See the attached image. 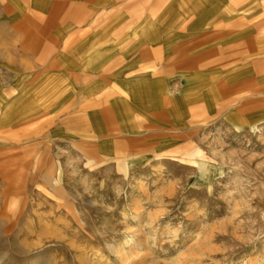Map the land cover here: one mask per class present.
<instances>
[{
    "label": "rangeland",
    "instance_id": "374dc122",
    "mask_svg": "<svg viewBox=\"0 0 264 264\" xmlns=\"http://www.w3.org/2000/svg\"><path fill=\"white\" fill-rule=\"evenodd\" d=\"M248 20L251 61L230 79L249 77L259 90L264 0H0V264H264V129L244 122L264 119V102L232 119L239 133L222 112L180 125L203 102H187L181 76L225 77L218 63L234 41L223 33ZM85 55L100 65L73 66ZM142 79L176 88L175 106L130 122L128 139L110 136L119 125L101 118L113 109L104 97ZM173 123L185 139L165 129ZM143 151L145 162L121 169ZM55 191L68 193L83 224ZM137 229L122 263L111 245ZM197 230L203 252L184 256Z\"/></svg>",
    "mask_w": 264,
    "mask_h": 264
},
{
    "label": "crops",
    "instance_id": "0c3cea01",
    "mask_svg": "<svg viewBox=\"0 0 264 264\" xmlns=\"http://www.w3.org/2000/svg\"><path fill=\"white\" fill-rule=\"evenodd\" d=\"M244 11H247L248 9L243 8ZM242 14L239 13V16ZM245 18L249 17L250 15L244 14ZM242 17V16H241ZM249 19V18H248ZM250 22L248 20L247 22H237V31H230L227 33H223V35L227 36L229 39H233L232 47H230L228 60H218L220 63H218L220 66L218 69H225L228 71L225 73V77H223V74L220 72L215 73V77L210 81H204V79L200 78H194L192 79L189 77V72L186 74H183L181 76V82H182V93L185 92L187 96V102H191V100H194V98H197L200 103L203 101L200 105L202 107V111H198L199 105H196L197 102H195V106L193 110L188 111L185 113V116L182 120V124H188L192 119L201 113L208 112H215V115H217L216 118H212L209 121L217 120L218 115H221L222 112L224 115V119L226 121L234 122L232 119L239 118L241 120H245V117L249 114L250 110L255 107L256 105L261 106L264 102V84L259 87L260 89H256V85H260L259 82H256L255 80L250 79L249 77H241L236 76L233 79H230L231 75L233 73L239 72V70H242V65H247L251 61L252 51L247 50L249 49L248 46L250 44L252 29L251 27H247L246 23ZM264 40V37H263ZM258 50L259 55L264 54V45L260 47ZM73 51L76 50L73 48L72 50V56L74 59H79L76 55L73 54ZM232 54V55H231ZM85 62L81 65L78 63L73 64V66H79L80 68L88 67L93 64V66H99L98 60L99 57H93L94 55H85ZM256 66H264V59H259L255 61ZM247 67V66H245ZM227 74V75H226ZM220 76V78H219ZM225 78V79H223ZM204 84V90L201 91L199 86L196 87V85ZM141 88H121V94L122 96L119 97V99L115 100H108L104 97L105 104H109L113 107V109H108L105 113L101 115V118L106 117L107 122L109 125H114L115 122L119 125V127H113L111 130L113 131L110 136L112 137H119L121 138L124 135H127L125 139L129 138L131 127L129 125L133 123L134 121L139 120L140 122L146 121H156L158 117L163 116L165 113L168 112L166 110L169 105L172 103L173 106H175V91H172L171 85L169 83L165 84H157V82H146L145 79H142ZM171 101V103H170ZM198 101V102H199ZM170 110V109H169ZM84 119L87 116L86 114L81 115ZM89 118H92V114H88ZM259 115L258 117H260ZM256 117V119H248L247 121L250 123V125L257 122L259 119ZM231 120H228L230 119ZM131 122V123H130ZM237 123V122H235ZM239 124V123H238ZM173 127L165 128L167 130L172 131L178 140L185 139L188 135V130L177 127L176 123L171 124ZM175 125V126H174ZM232 126V124H230ZM184 126V125H183ZM235 130L236 128L232 126ZM244 127V126H243ZM192 130V129H190ZM237 131V130H236ZM244 131V129H243ZM121 132V134H120ZM187 132V133H186ZM238 132V131H237ZM239 133V132H238ZM121 142H119L120 144ZM191 140H186V142H183L182 145L178 146L174 152L176 154L179 151H183L185 147H189L191 145ZM79 147V145H77ZM197 147V146H196ZM190 148V147H189ZM140 153V152H138ZM134 156L132 159H126L122 162L120 165L121 169H124V165H127V169L129 168V165L133 162L136 163H142L146 161V153L143 151L139 155ZM112 154V153H111ZM159 155H156L158 157ZM179 157V156H178ZM123 165V166H122ZM54 188H58L57 185L54 186Z\"/></svg>",
    "mask_w": 264,
    "mask_h": 264
},
{
    "label": "bare ground",
    "instance_id": "6f19581e",
    "mask_svg": "<svg viewBox=\"0 0 264 264\" xmlns=\"http://www.w3.org/2000/svg\"><path fill=\"white\" fill-rule=\"evenodd\" d=\"M232 123H233L234 127L236 128V130L238 132H241L244 129L243 125L238 124V123H235V122H232ZM251 129L254 132H261L264 129V119H259L257 122H255L254 124H252L251 125ZM197 156H198L197 157L198 159L195 161V163L197 165V168L199 169V172L204 177L205 175H207V171L210 168L207 165L208 163H206L204 161V158H201V157L204 156L203 154L201 155V153H200ZM124 169H125L124 171H127V165L126 164L124 165ZM206 179H207V177H206ZM55 192H57L58 194H60V196H59L60 198L59 199L66 204V208L69 211L73 212V214L76 216V218L78 220V223L79 224H83V221L80 219L81 218L80 217V212L78 211V209H76L74 207V205H72L68 201V193H66V191H55ZM11 211L13 213L17 212L16 207L15 206H12L11 207ZM135 218L138 221V225L137 226H139L141 224V220L143 219L142 214H138ZM137 226L135 228H138ZM140 232H141V230L140 229H137V230H135L134 233L129 234L128 236H126L122 240L121 243H114V244L111 245L112 252L116 255V257L118 258V260H120L122 263L128 261L130 258H132L134 256V253L131 252V250H132L131 249V246L136 242V240L140 236ZM202 238H203V234L201 233V230L195 231L192 234V237H191V240H192L193 243L192 244L190 243L191 244L190 245V250L185 247V249H188L189 252L188 253H185V255L184 254L183 255L189 257V256L198 255L199 253L202 254V252H203V246H202L201 242H199Z\"/></svg>",
    "mask_w": 264,
    "mask_h": 264
}]
</instances>
